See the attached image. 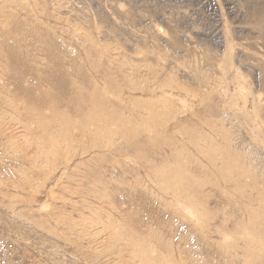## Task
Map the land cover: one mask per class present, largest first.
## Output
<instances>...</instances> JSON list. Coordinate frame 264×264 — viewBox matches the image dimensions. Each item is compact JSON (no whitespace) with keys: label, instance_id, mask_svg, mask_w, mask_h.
<instances>
[{"label":"rangeland","instance_id":"obj_1","mask_svg":"<svg viewBox=\"0 0 264 264\" xmlns=\"http://www.w3.org/2000/svg\"><path fill=\"white\" fill-rule=\"evenodd\" d=\"M0 264H264V0H0Z\"/></svg>","mask_w":264,"mask_h":264}]
</instances>
